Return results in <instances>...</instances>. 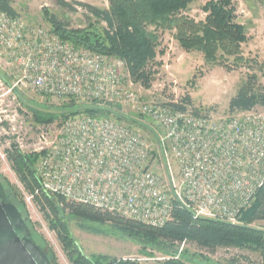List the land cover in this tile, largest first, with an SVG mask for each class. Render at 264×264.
<instances>
[{"label":"built area","instance_id":"obj_1","mask_svg":"<svg viewBox=\"0 0 264 264\" xmlns=\"http://www.w3.org/2000/svg\"><path fill=\"white\" fill-rule=\"evenodd\" d=\"M0 59L15 88L30 89L49 107L118 106L145 118L156 143L135 126L77 116L58 126L18 131L0 120V161L13 145L38 156L42 189L152 227H163L181 204L196 218L236 224L264 185V111L225 118L176 111L147 101L122 60L76 48L51 29L0 11ZM22 130V129H21ZM26 204L33 196L21 187ZM185 246V245H183Z\"/></svg>","mask_w":264,"mask_h":264},{"label":"trees","instance_id":"obj_2","mask_svg":"<svg viewBox=\"0 0 264 264\" xmlns=\"http://www.w3.org/2000/svg\"><path fill=\"white\" fill-rule=\"evenodd\" d=\"M107 1L108 9L80 4L88 12L91 20H95V26L91 28L73 29L57 17L50 16L48 22L50 29L60 39L70 42L76 48L122 60L131 81L145 89L152 83L153 63L158 54L157 37L150 32L151 26L177 29V39L186 51H202L208 60L213 61L217 56L218 43L221 42L225 48H232L239 40L244 39L242 28L235 23V7L231 0H209L206 10L210 14L207 23L200 27L182 15V12L187 11L195 0ZM58 4L68 11H76L72 4L63 0H58ZM0 11L11 17H18L11 0H0ZM97 24L105 26L100 31L96 27ZM200 33L202 35H199ZM18 98L32 115L33 122L40 126L61 124L77 116L111 118L131 126L137 124L114 106H106L108 112L91 109L83 113H67L79 107L73 101L61 108L41 107L63 112L61 115H53L30 108L23 97L18 96ZM192 105L190 97L182 99L181 102L167 104L173 110L181 112L189 111ZM258 107L264 109V86L259 83L257 76H248L231 99L229 113L251 111ZM190 111L198 116L203 115L202 110L199 109ZM7 154L21 187L33 196V204L44 216L49 229L57 235L70 264L141 263L103 255L86 256L72 235L69 219L85 224L109 225L122 236L142 245L144 249L152 248L167 256V259L154 264H188L191 259L188 251L179 252L180 248L187 244L195 245L209 253H215L220 248L264 252V229L253 227L256 223L264 224V185L259 189L255 202L241 214V225L196 218L190 210L176 203L171 220L163 227H152L125 218L116 212L102 210L89 204L67 200L62 195L45 192L36 173L39 157L22 153L16 145H13ZM3 184L12 202L23 214L35 240L47 250L46 243L37 234L34 224L29 219L21 188H17L9 181ZM48 253L51 262L55 264L54 255Z\"/></svg>","mask_w":264,"mask_h":264},{"label":"rangeland","instance_id":"obj_3","mask_svg":"<svg viewBox=\"0 0 264 264\" xmlns=\"http://www.w3.org/2000/svg\"><path fill=\"white\" fill-rule=\"evenodd\" d=\"M11 1L18 17L25 24L45 29H50V16L57 17L73 29L91 28L95 20H91L80 4L100 9L109 8L107 0H63L72 4L76 11L63 9L58 0ZM208 1L195 0L187 11L182 12L183 17L199 27L205 25L210 14L206 10ZM231 3L235 7V23L242 28L244 38L235 47L225 48L220 42L216 59L208 60L202 51H186L177 39V29L151 26L149 30L157 37L158 42V54L153 63V80L147 89L136 85L131 90L141 94L145 100L159 104L181 102L190 97L193 104L189 107L190 110L199 109L203 115H212L217 119L230 116L229 103L248 76H257L259 83L264 86V0H231ZM104 26L96 25L100 31ZM14 85L13 73L6 62L0 59V120L2 123L12 124L15 118L13 125L17 126L18 131L28 134L29 138L36 134L35 124L18 96L38 107L47 105L34 91L15 88ZM114 108L132 120L139 117L118 106ZM256 109L264 111L261 107ZM138 120L135 125L137 131L156 143L155 135L148 127L151 126L150 122L145 118ZM58 125L56 123L52 126ZM0 149L4 151L7 147L1 144ZM0 181H9L21 188L8 160L0 161ZM26 208L35 231L46 243L47 251L54 255L55 264H70L57 235L49 229L39 209L33 203L26 204ZM69 224L74 239L86 256L103 255L134 260L141 264H154L167 259L161 252L152 248L144 249L109 225L85 224L73 219H69ZM241 224L240 217L235 225ZM253 227L264 229V224L256 223ZM185 251H188L191 258L188 264H264V252L220 248L215 253H209L192 244L182 246L179 250L180 253Z\"/></svg>","mask_w":264,"mask_h":264},{"label":"water","instance_id":"obj_4","mask_svg":"<svg viewBox=\"0 0 264 264\" xmlns=\"http://www.w3.org/2000/svg\"><path fill=\"white\" fill-rule=\"evenodd\" d=\"M30 108L47 114L61 115L55 109H44L26 101ZM108 112L102 106H81L67 113H83L88 110ZM0 264H53L48 251L35 240L23 214L12 202L0 181Z\"/></svg>","mask_w":264,"mask_h":264}]
</instances>
